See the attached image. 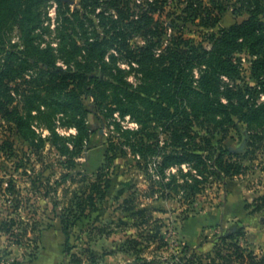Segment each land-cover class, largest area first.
<instances>
[{"label": "trees", "instance_id": "16d2710c", "mask_svg": "<svg viewBox=\"0 0 264 264\" xmlns=\"http://www.w3.org/2000/svg\"><path fill=\"white\" fill-rule=\"evenodd\" d=\"M237 1L240 7L235 13H246L249 18L224 28L221 21L230 10L231 0H105L107 6L100 13L99 0H81V9L71 16L64 13L59 55L53 48H41L36 42L35 30L42 23L38 8L43 0H0V33L12 19L19 23L25 43L21 52L25 56L10 54L0 62V119L38 150L46 140L39 137L41 143L37 142L34 123L45 127L51 133L48 141L64 154H82L91 141V110L84 96L91 97L96 109L114 123L115 135L110 139L106 163L97 178L89 181L84 176L83 182L87 184L81 193L66 200L59 213L68 252L76 224L88 212L96 211L111 187L107 172L119 149L125 153L127 146L145 160L148 154L159 156L161 178L151 179L152 192L158 187L163 198L181 195L189 203L215 180L224 182L242 175L247 169L243 161L254 160L258 151L264 153V102L250 105L257 89L248 85L231 87L223 81L224 77L240 79V68L232 56L248 49L256 57L252 76L262 91L264 88V0ZM56 2L60 10L69 7L68 2ZM110 8L114 14L109 12ZM96 19H100L101 33L86 27V22L94 24ZM180 23L209 31L206 39L211 48L186 37ZM133 37L142 39V43L133 45ZM117 54L127 56L131 68L141 74L139 86L130 82L127 71L117 65ZM59 60L68 68L59 66ZM196 68L199 78L193 74ZM12 84L16 87L12 88ZM224 86L225 90H221ZM221 91L227 103L217 98ZM116 114L121 119L130 117L139 128L123 126ZM58 123L76 133L69 137L60 135L56 130ZM241 124L248 125L250 130L241 131ZM229 129L242 136L238 149L224 144ZM252 129L255 131L251 132ZM162 134L168 137L164 145ZM217 134L223 136L215 142ZM6 149L13 153V144L8 140L0 143V151L8 153ZM174 167L178 168L177 173L167 176V171ZM70 177L65 175L63 180ZM15 190L11 184L7 191L17 194ZM16 197L13 207L17 210L20 201ZM60 204L55 202L56 211ZM16 226L23 235L14 230ZM27 226L25 221L11 217L2 224L0 232L17 238V244L22 245ZM239 236L242 235L223 237L217 245L219 255L228 264H264V256L259 258L253 252L246 255L247 250L238 242H230L235 251L223 256V246ZM160 240L164 241L161 236ZM72 257L75 263H82L81 258ZM195 263V258H186L178 264Z\"/></svg>", "mask_w": 264, "mask_h": 264}, {"label": "rangeland", "instance_id": "374dc122", "mask_svg": "<svg viewBox=\"0 0 264 264\" xmlns=\"http://www.w3.org/2000/svg\"><path fill=\"white\" fill-rule=\"evenodd\" d=\"M43 1L38 8L42 23L35 30L36 42L41 48L51 47L59 54L64 13L71 16L81 9V0H69V7L63 10L59 9L56 0ZM99 1L97 13L107 6L105 0ZM238 7V1L231 0L230 10L221 21L222 27L229 28L249 18L246 13H235ZM109 12L114 14L111 8ZM163 19L170 21V18ZM180 26L186 37L211 48V42L206 39L209 31L191 23H180ZM86 27L99 33L103 30L100 19H96L94 24L86 22ZM169 33L174 34V31ZM0 36L1 63L10 54L25 56L21 54L25 50V43L19 23L9 19ZM131 42L138 45L142 39L133 37ZM167 43L166 40L165 45ZM232 58L239 66L241 76L236 81L224 77L225 85L256 88L258 92L251 96L250 105L264 102V88L262 91L252 76L256 57L244 49ZM117 59V65L127 71L129 81L139 86L141 74L131 68L128 57L119 54ZM58 64L64 69L68 68L62 60ZM71 66L75 69L74 62ZM193 74L195 78L200 77L197 68ZM11 86L16 87L15 84ZM221 90H225V86ZM217 98L227 103L222 91ZM19 100L17 97L16 102ZM84 102L91 110V141L82 154L60 152L52 141H48L50 131L37 123H34L38 133L37 142L41 143L39 137L46 141L41 149L33 148L15 129L0 119V143L8 140L13 144V153L8 149V153L0 151V227L11 217L28 224L22 245L17 244V238L0 232V264H77L73 255L82 259L81 264H178L186 258H195V264H228L219 255L217 245L229 234L242 236L233 241L229 239L227 245L223 246V256L235 251L233 246H229L235 242L247 250L246 255L253 252L259 258L264 256V153L258 151L254 160L243 161L247 169L242 175L225 179L224 182L215 180L193 203H189L181 195L163 198L158 187L153 193L151 179L157 181L161 178L157 166L161 158L148 154V160H145L140 154L134 155L127 146L125 153L118 150L107 172L111 187L105 198L98 203L95 212H88L73 229L70 240L72 249L68 252L67 237L59 214L63 203L70 200L74 193H81L87 184L83 182L84 176H88L89 181L97 178L98 171L106 163L110 139L115 135L113 120L96 109L91 97L84 96ZM115 118L125 127L139 128L130 117L121 119L116 114ZM239 128L241 131L250 130L246 124H241ZM56 130L64 137L76 133L73 128L60 123ZM254 131L252 129L251 132ZM222 136L217 134L214 141L217 142ZM167 140L168 137L162 134L161 145ZM242 143L238 131L229 129L224 144L238 149ZM184 168L188 170L187 166ZM177 170L175 167L169 169L167 176L177 173ZM65 175L71 177L63 180ZM11 184L17 194L7 191ZM15 197L20 201L17 210L13 207ZM56 201L61 203L57 211L54 207ZM142 210L145 212L140 213ZM14 230L22 235L24 233L18 226ZM160 236L164 241L160 240Z\"/></svg>", "mask_w": 264, "mask_h": 264}, {"label": "water", "instance_id": "95a60500", "mask_svg": "<svg viewBox=\"0 0 264 264\" xmlns=\"http://www.w3.org/2000/svg\"><path fill=\"white\" fill-rule=\"evenodd\" d=\"M62 1H64V2H70L69 0H62Z\"/></svg>", "mask_w": 264, "mask_h": 264}]
</instances>
